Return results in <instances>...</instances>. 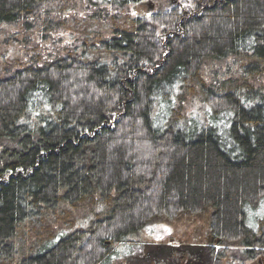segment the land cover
<instances>
[{
  "label": "trees",
  "instance_id": "obj_1",
  "mask_svg": "<svg viewBox=\"0 0 264 264\" xmlns=\"http://www.w3.org/2000/svg\"><path fill=\"white\" fill-rule=\"evenodd\" d=\"M263 203L264 0H0V264H143L186 214L247 264Z\"/></svg>",
  "mask_w": 264,
  "mask_h": 264
},
{
  "label": "rangeland",
  "instance_id": "obj_2",
  "mask_svg": "<svg viewBox=\"0 0 264 264\" xmlns=\"http://www.w3.org/2000/svg\"><path fill=\"white\" fill-rule=\"evenodd\" d=\"M178 0H169V4L174 6ZM145 7V6H144ZM150 8V6H149ZM147 9L148 13L155 10ZM256 217H264V203L256 211L250 214L251 225H255ZM209 216L182 215L176 219H159L151 222L146 227V245L137 248L144 257L143 264H187L190 260H195L191 253L182 251L184 246L208 244L214 242L210 238L208 231ZM210 239V240H209ZM174 250V256L170 255ZM209 254V253H208ZM203 254L205 264H211V255ZM192 257V258H191ZM257 260L247 264H256ZM222 264H232L225 260ZM239 264V263H235Z\"/></svg>",
  "mask_w": 264,
  "mask_h": 264
},
{
  "label": "flooded vegetation",
  "instance_id": "obj_3",
  "mask_svg": "<svg viewBox=\"0 0 264 264\" xmlns=\"http://www.w3.org/2000/svg\"><path fill=\"white\" fill-rule=\"evenodd\" d=\"M210 240V239H209ZM186 250V252L191 253V255H193L195 257V260H190L187 264H205L202 255L203 254H208L209 256L211 255L212 258V263L211 264H216L215 262V258L212 256L213 255V247L210 245V243L208 244H198V245H187L184 246V248L182 249V251ZM174 256V250L170 255V259H172ZM192 258V257H191ZM256 264H264V257L258 258L257 259V263Z\"/></svg>",
  "mask_w": 264,
  "mask_h": 264
},
{
  "label": "water",
  "instance_id": "obj_4",
  "mask_svg": "<svg viewBox=\"0 0 264 264\" xmlns=\"http://www.w3.org/2000/svg\"><path fill=\"white\" fill-rule=\"evenodd\" d=\"M151 5V8L153 9L154 8V4H150Z\"/></svg>",
  "mask_w": 264,
  "mask_h": 264
}]
</instances>
